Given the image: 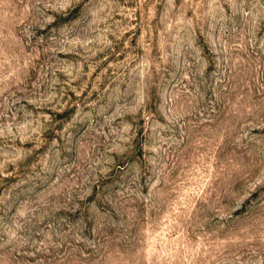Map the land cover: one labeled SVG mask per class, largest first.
<instances>
[{"label":"rangeland","instance_id":"374dc122","mask_svg":"<svg viewBox=\"0 0 264 264\" xmlns=\"http://www.w3.org/2000/svg\"><path fill=\"white\" fill-rule=\"evenodd\" d=\"M0 264H264V0H0Z\"/></svg>","mask_w":264,"mask_h":264}]
</instances>
